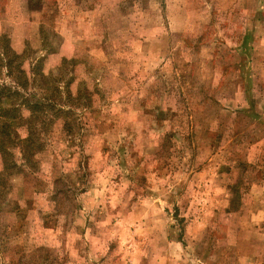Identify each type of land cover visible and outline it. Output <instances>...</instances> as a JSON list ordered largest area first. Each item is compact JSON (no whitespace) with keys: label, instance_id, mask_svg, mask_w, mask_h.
I'll use <instances>...</instances> for the list:
<instances>
[{"label":"rangeland","instance_id":"rangeland-1","mask_svg":"<svg viewBox=\"0 0 264 264\" xmlns=\"http://www.w3.org/2000/svg\"><path fill=\"white\" fill-rule=\"evenodd\" d=\"M3 35L97 92L85 156L59 125L5 173L0 264H264V0H0Z\"/></svg>","mask_w":264,"mask_h":264},{"label":"trees","instance_id":"trees-1","mask_svg":"<svg viewBox=\"0 0 264 264\" xmlns=\"http://www.w3.org/2000/svg\"><path fill=\"white\" fill-rule=\"evenodd\" d=\"M2 40L6 43L2 50L0 49V153L3 160L0 192L7 185L5 173L13 175L25 171L26 168L34 171L38 169L39 155L49 148L52 150L49 141L52 142L53 130L59 125L64 131V136L60 139L65 141L69 138L68 143L72 145H67V148H74L72 157L79 154L85 156L79 149L80 145L76 147L78 139L75 136L79 132L77 129H81L76 111L87 109L97 92L95 88L90 89L87 81L76 82L75 77H70L74 75V68L79 62L77 59L63 57L61 69L57 73L45 72L43 68L45 56L31 61L28 67L29 61L24 58V53L14 51L6 35L2 36ZM56 51L51 47L47 49L48 53ZM69 66L73 69L63 71V67L69 69ZM4 69L10 83L2 78ZM74 83L77 84L76 92H73ZM23 129L26 131L25 136L21 135ZM63 150L56 147L58 158L62 156ZM87 164L88 160L82 158L79 170L85 168ZM70 181L71 186H77V181L73 179ZM79 182L84 184V180ZM53 189V200L59 195L66 198L70 192L67 191L65 181L59 178L53 182ZM78 189L81 187H76V190Z\"/></svg>","mask_w":264,"mask_h":264}]
</instances>
